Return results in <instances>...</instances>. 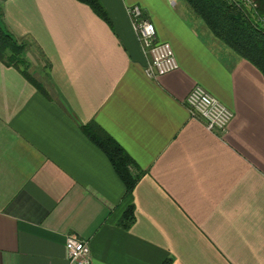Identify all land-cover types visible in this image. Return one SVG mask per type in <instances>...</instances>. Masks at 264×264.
I'll return each instance as SVG.
<instances>
[{
	"label": "crops",
	"instance_id": "0c3cea01",
	"mask_svg": "<svg viewBox=\"0 0 264 264\" xmlns=\"http://www.w3.org/2000/svg\"><path fill=\"white\" fill-rule=\"evenodd\" d=\"M100 2L109 21L79 0L4 2L40 88L0 60V264H71L69 236L89 264H264L263 73L185 0ZM133 5L178 69L147 74ZM197 85L234 112L225 133L192 115ZM96 128L131 159V191Z\"/></svg>",
	"mask_w": 264,
	"mask_h": 264
},
{
	"label": "trees",
	"instance_id": "16d2710c",
	"mask_svg": "<svg viewBox=\"0 0 264 264\" xmlns=\"http://www.w3.org/2000/svg\"><path fill=\"white\" fill-rule=\"evenodd\" d=\"M89 5L99 16L108 20L107 12L100 0H79ZM193 12L200 17L211 32L227 47L239 56L253 63L264 75V0L257 2L256 10L229 0H185ZM4 13L0 6V60L21 70L40 88L28 73L29 41L15 37L7 28ZM91 137L110 155L115 168L131 191L138 177H133L129 167L132 161L118 144L105 132L96 128Z\"/></svg>",
	"mask_w": 264,
	"mask_h": 264
},
{
	"label": "built area",
	"instance_id": "2783aa9c",
	"mask_svg": "<svg viewBox=\"0 0 264 264\" xmlns=\"http://www.w3.org/2000/svg\"><path fill=\"white\" fill-rule=\"evenodd\" d=\"M237 1V0H229ZM242 5L252 4L251 0H239ZM132 24L137 32L145 52L149 56L146 72L149 76H161L178 69L179 64L172 45L157 39V30L151 19L144 14L139 5L128 8ZM264 23V17L260 18ZM187 105L193 116L202 117L211 131L225 133L234 117V112L219 99L211 95L202 86H195L187 96ZM66 247L71 264H89L91 250L89 243L69 236Z\"/></svg>",
	"mask_w": 264,
	"mask_h": 264
},
{
	"label": "rangeland",
	"instance_id": "374dc122",
	"mask_svg": "<svg viewBox=\"0 0 264 264\" xmlns=\"http://www.w3.org/2000/svg\"><path fill=\"white\" fill-rule=\"evenodd\" d=\"M6 0H0V6H1V8H2V11H3V13H4V2H5ZM30 64H32V63H30ZM34 65V66H33ZM33 65H31V67L33 66V69H36L39 65H37V62L34 64L33 63Z\"/></svg>",
	"mask_w": 264,
	"mask_h": 264
}]
</instances>
